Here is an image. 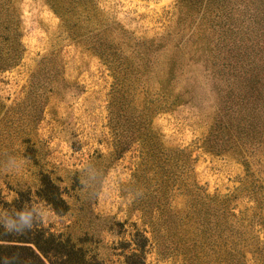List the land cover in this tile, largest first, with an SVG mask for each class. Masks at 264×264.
Masks as SVG:
<instances>
[{
    "label": "rangeland",
    "instance_id": "rangeland-1",
    "mask_svg": "<svg viewBox=\"0 0 264 264\" xmlns=\"http://www.w3.org/2000/svg\"><path fill=\"white\" fill-rule=\"evenodd\" d=\"M19 193L101 264H264V0H0Z\"/></svg>",
    "mask_w": 264,
    "mask_h": 264
},
{
    "label": "trees",
    "instance_id": "trees-1",
    "mask_svg": "<svg viewBox=\"0 0 264 264\" xmlns=\"http://www.w3.org/2000/svg\"><path fill=\"white\" fill-rule=\"evenodd\" d=\"M49 180L38 189L36 195L58 214H65L69 206L58 186L49 191ZM24 193H19L14 204L3 202L6 211L20 210ZM143 254V250L141 251ZM136 255H139L136 253ZM0 264H101L87 257L82 247L47 230L41 224L21 235H9L0 228Z\"/></svg>",
    "mask_w": 264,
    "mask_h": 264
},
{
    "label": "clouds",
    "instance_id": "clouds-1",
    "mask_svg": "<svg viewBox=\"0 0 264 264\" xmlns=\"http://www.w3.org/2000/svg\"><path fill=\"white\" fill-rule=\"evenodd\" d=\"M19 169L20 163L17 159L14 157L9 158L5 171L15 173ZM50 215V208L42 203L26 204L20 210L0 211V228L6 234L21 235L39 224L46 223Z\"/></svg>",
    "mask_w": 264,
    "mask_h": 264
}]
</instances>
